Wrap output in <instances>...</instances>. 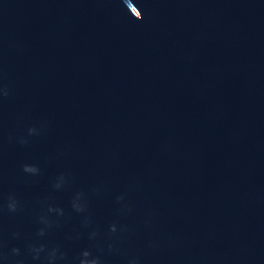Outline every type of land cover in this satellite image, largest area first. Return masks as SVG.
I'll return each instance as SVG.
<instances>
[{
	"label": "water",
	"instance_id": "1",
	"mask_svg": "<svg viewBox=\"0 0 264 264\" xmlns=\"http://www.w3.org/2000/svg\"><path fill=\"white\" fill-rule=\"evenodd\" d=\"M0 264H146L113 0H0Z\"/></svg>",
	"mask_w": 264,
	"mask_h": 264
}]
</instances>
